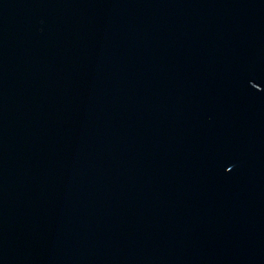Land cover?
<instances>
[{
	"label": "water",
	"instance_id": "95a60500",
	"mask_svg": "<svg viewBox=\"0 0 264 264\" xmlns=\"http://www.w3.org/2000/svg\"><path fill=\"white\" fill-rule=\"evenodd\" d=\"M0 264H264V0H0Z\"/></svg>",
	"mask_w": 264,
	"mask_h": 264
}]
</instances>
